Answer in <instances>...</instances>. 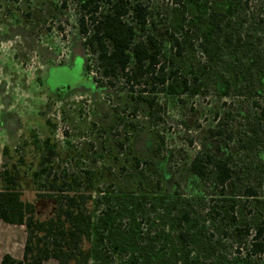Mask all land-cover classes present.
I'll return each mask as SVG.
<instances>
[{
    "label": "rangeland",
    "instance_id": "1",
    "mask_svg": "<svg viewBox=\"0 0 264 264\" xmlns=\"http://www.w3.org/2000/svg\"><path fill=\"white\" fill-rule=\"evenodd\" d=\"M134 1L149 13L145 30L132 12L125 17L137 30L136 42L150 47L151 35L160 48L149 76L137 80L122 71L113 78L99 72L97 48L85 45L81 32L79 19L87 14L82 0H0V131L8 125L0 175H18L27 200L37 189L33 175L42 171L44 178L94 175V190L132 189L140 182L152 189L155 180L172 176L191 195L194 156L232 154L233 169L262 165V172L248 170L251 177L240 173L239 183L255 186L257 195L222 196L203 187L199 211L206 215L210 206L233 197L235 215L257 223L264 218V117L251 151L239 152L237 137H243L246 115L255 120L264 114V79L242 81L236 67L248 64L256 49L264 51V0H241L233 12L230 0H129ZM98 6L111 9L105 1ZM134 68L132 63L127 70ZM142 98L153 101V111ZM219 127L226 129L223 138L210 134ZM166 183L163 188L170 187ZM41 206L51 208L45 201ZM208 219V236L218 240L226 262L248 264L243 258L251 235L237 239L229 219ZM252 261L264 264V253Z\"/></svg>",
    "mask_w": 264,
    "mask_h": 264
},
{
    "label": "trees",
    "instance_id": "2",
    "mask_svg": "<svg viewBox=\"0 0 264 264\" xmlns=\"http://www.w3.org/2000/svg\"><path fill=\"white\" fill-rule=\"evenodd\" d=\"M100 1L111 4V9L99 10ZM240 1L230 0L229 12ZM81 7L87 11L85 16L89 20L88 23L85 16L79 19L85 45L97 48L98 68L103 76L117 77L122 71L129 80H137L153 70L160 51L157 41L150 35V47L143 41L136 42L137 30L125 19L132 12L133 22L145 30L149 15L146 6L129 0H82ZM212 18L213 22L216 13H212ZM132 63L135 68L129 73L127 69ZM236 73L242 81L257 75L264 79V51H253L249 63L237 66ZM159 80L165 81L162 77ZM170 90H175L174 86ZM142 100L148 101L153 111V101ZM263 117L262 113L252 120L246 115L241 123L245 128L243 137H237L239 152L251 151L258 142V123ZM210 134L223 138L227 132L219 127L210 129ZM233 160L232 154H196L189 166L193 174L189 183L191 195L183 194L181 184L172 176L155 180L152 189H146L140 182L132 189L112 185L94 190V175L85 180L81 175L44 178L42 171L33 175L37 189L33 199L27 200L20 188V177L5 175L7 171L1 173L0 219L23 225L27 235L22 258L6 253L0 264H44L50 259H56L58 264H229L225 254L217 251L218 240L208 236L205 224L208 216L219 222L229 219L237 239L251 235L243 261L252 264L256 254L264 253V218L254 224L241 221L235 215L238 201L233 197L229 204L210 206L206 215L199 211L204 206L200 191L203 187L210 188V194L218 192L222 196L237 191L243 196L257 195L255 186L239 183L243 176L240 173L246 172L251 177L252 171L248 170L262 172V165L233 169ZM83 181L87 182L85 187ZM166 182L170 187L163 188ZM44 201L51 204L49 211L41 206ZM203 250L207 251L205 258L200 256Z\"/></svg>",
    "mask_w": 264,
    "mask_h": 264
},
{
    "label": "crops",
    "instance_id": "3",
    "mask_svg": "<svg viewBox=\"0 0 264 264\" xmlns=\"http://www.w3.org/2000/svg\"><path fill=\"white\" fill-rule=\"evenodd\" d=\"M7 116L5 113L4 117ZM4 125V130L0 131V164L4 163L3 149L5 147V141L2 138L5 136L4 132L7 130V124ZM0 229L7 234H3L0 238V259L1 257L9 253L16 258H22L24 245L26 241V231L23 225H15L4 222L0 219Z\"/></svg>",
    "mask_w": 264,
    "mask_h": 264
}]
</instances>
